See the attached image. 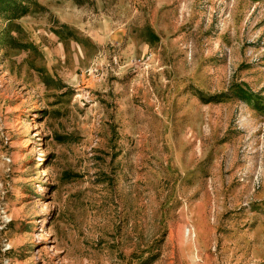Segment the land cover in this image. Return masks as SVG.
Segmentation results:
<instances>
[{"label":"rangeland","instance_id":"rangeland-1","mask_svg":"<svg viewBox=\"0 0 264 264\" xmlns=\"http://www.w3.org/2000/svg\"><path fill=\"white\" fill-rule=\"evenodd\" d=\"M0 264H264V0H0Z\"/></svg>","mask_w":264,"mask_h":264}]
</instances>
